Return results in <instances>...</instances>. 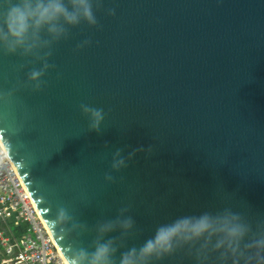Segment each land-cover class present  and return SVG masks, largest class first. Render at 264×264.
Returning a JSON list of instances; mask_svg holds the SVG:
<instances>
[{"label": "water", "instance_id": "obj_1", "mask_svg": "<svg viewBox=\"0 0 264 264\" xmlns=\"http://www.w3.org/2000/svg\"><path fill=\"white\" fill-rule=\"evenodd\" d=\"M93 11L97 25L33 53L0 47V146L66 264L109 238L118 264L181 216L230 209L264 228V0H99ZM45 61L37 90L29 73ZM81 105L103 109L98 131ZM127 217L131 229L98 230ZM153 264L198 261L185 248Z\"/></svg>", "mask_w": 264, "mask_h": 264}, {"label": "clouds", "instance_id": "obj_2", "mask_svg": "<svg viewBox=\"0 0 264 264\" xmlns=\"http://www.w3.org/2000/svg\"><path fill=\"white\" fill-rule=\"evenodd\" d=\"M99 0H6L5 10L0 12V47L6 54H15L23 50L33 53L53 45L69 35V26L75 27L81 22L95 26L97 19L93 11L94 3ZM102 6V5H100ZM114 15V11L110 10ZM90 43L85 41V44ZM83 47V45H80ZM51 55V52H48ZM53 67L47 61L40 69L29 73V80L36 82L37 90L43 85L41 77ZM85 114L91 113V128L99 130L103 120V109L81 105ZM137 151H144L143 148ZM151 152V148L148 149ZM119 156V150L116 153ZM131 155H134L131 154ZM126 166L123 159L113 163V168ZM106 180L114 177L106 175ZM128 209H121V213ZM134 221L131 217L106 221L98 230L107 234L117 226L131 229ZM187 248L198 264H264V228L253 231L242 217L225 209L217 214L203 213L198 216H181L171 223L159 225L152 237L139 247H131L120 253L118 264H153ZM118 248L114 239L101 240L92 251L80 249L70 258L69 264H116Z\"/></svg>", "mask_w": 264, "mask_h": 264}, {"label": "built area", "instance_id": "obj_3", "mask_svg": "<svg viewBox=\"0 0 264 264\" xmlns=\"http://www.w3.org/2000/svg\"><path fill=\"white\" fill-rule=\"evenodd\" d=\"M0 256V264H66L1 146Z\"/></svg>", "mask_w": 264, "mask_h": 264}, {"label": "trees", "instance_id": "obj_4", "mask_svg": "<svg viewBox=\"0 0 264 264\" xmlns=\"http://www.w3.org/2000/svg\"><path fill=\"white\" fill-rule=\"evenodd\" d=\"M22 233H24V229L22 227H18L15 232H14V236L15 237H19ZM2 260V259H1ZM1 262V261H0Z\"/></svg>", "mask_w": 264, "mask_h": 264}, {"label": "rangeland", "instance_id": "obj_5", "mask_svg": "<svg viewBox=\"0 0 264 264\" xmlns=\"http://www.w3.org/2000/svg\"><path fill=\"white\" fill-rule=\"evenodd\" d=\"M7 223L10 224V221H7ZM13 234H14V232H13ZM16 239H18V238H16Z\"/></svg>", "mask_w": 264, "mask_h": 264}, {"label": "bare ground", "instance_id": "obj_6", "mask_svg": "<svg viewBox=\"0 0 264 264\" xmlns=\"http://www.w3.org/2000/svg\"><path fill=\"white\" fill-rule=\"evenodd\" d=\"M2 257L0 256V261H1Z\"/></svg>", "mask_w": 264, "mask_h": 264}]
</instances>
